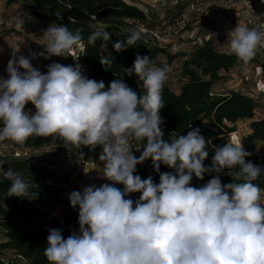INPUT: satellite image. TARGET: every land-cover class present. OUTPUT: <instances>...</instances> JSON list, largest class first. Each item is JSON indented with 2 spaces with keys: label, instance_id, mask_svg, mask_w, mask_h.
<instances>
[{
  "label": "clouds",
  "instance_id": "obj_1",
  "mask_svg": "<svg viewBox=\"0 0 264 264\" xmlns=\"http://www.w3.org/2000/svg\"><path fill=\"white\" fill-rule=\"evenodd\" d=\"M22 25L19 18L17 26ZM81 33L51 24L41 37L44 52L30 58L66 57L83 39ZM142 35L143 29H132L126 43L113 47L123 51ZM109 39L107 30L95 28L88 44L95 47L99 40L104 47ZM228 41L237 61L247 64L264 47V32L238 24ZM30 58L13 53L8 78L0 77V142L52 137L77 148L102 146V176L111 182L70 193L79 231L65 239L62 229L48 230L44 255L49 264H264V196L254 183L264 169L246 162L251 153L235 140L216 147L211 166H205L208 141L199 128L163 139L159 113L168 65L156 66L148 55L137 54L125 72L142 82L144 92L138 93L123 79L106 89L103 81L87 78L79 63L54 62L42 74ZM112 62L100 58L102 65ZM28 103L34 114L25 110ZM132 141L143 143L139 157ZM149 158L159 183L135 174ZM161 164L173 171L161 173ZM3 165L0 161V176L11 181L8 196L35 198L23 174ZM225 169L232 178L228 184L219 178ZM206 173L217 175L203 186L192 185L193 177L203 180ZM132 193L139 198H126Z\"/></svg>",
  "mask_w": 264,
  "mask_h": 264
},
{
  "label": "trees",
  "instance_id": "obj_2",
  "mask_svg": "<svg viewBox=\"0 0 264 264\" xmlns=\"http://www.w3.org/2000/svg\"><path fill=\"white\" fill-rule=\"evenodd\" d=\"M17 2L33 4L45 11V15L53 16L57 25L67 26L70 31L75 32L78 28L82 29L81 41L86 44L84 56L80 62L81 67L85 65L90 77L97 82L103 81L105 88L116 79L123 81L134 91L143 93L142 82L133 73L127 75L125 70L132 68L136 55H148L153 64L161 65L156 62L158 55L166 54L164 49L148 48L141 41L125 50L117 52L112 49L110 53H103V48L108 44L105 42L102 47L101 41L96 42V46L88 44V36L95 28L90 20L91 16L105 25L103 27L116 35V42L126 43L127 35L113 25L120 17H140L146 19L145 13L138 7L128 4L125 0H6L8 5ZM101 57L112 58V64L102 65ZM174 59L170 56V61ZM251 62V61H250ZM249 63V62H248ZM75 65L76 63H71ZM244 65L238 62L234 54L218 53L215 48L207 43L195 49L183 64V75L189 78V82L182 86L181 92L176 94L168 85L163 88V100L165 106L160 110L163 118L165 132L163 139L167 141L170 134L186 135L193 128H199L200 133L208 141V158L204 161L205 166H211L215 148L221 147L222 136L236 131V122L239 120L253 119L255 115L256 102L253 98L242 95L232 94L231 96H210V91L217 81L222 79L219 76L221 70H228ZM34 114L35 108L30 111ZM208 121L210 128L203 129L202 125ZM231 124L232 126H229ZM252 132L242 138L244 150L251 153L245 157L246 162L264 169V144L257 149V144L264 142V120L252 121L250 124ZM30 147H50L73 148L72 144H65L63 139L52 137H31L26 142L20 143ZM4 162V169H13L23 174L24 180L30 185L29 193L35 192V198L8 196V189L11 181L0 177V229L6 233L7 240L0 243V252H12L21 259L23 264H49L44 255V248L47 247L48 230L52 228L62 229V235L66 239L72 230L79 231L78 212L61 211L56 214L55 220L50 222L47 227H40L34 230H24L17 218L34 219L45 217L42 209L32 210L30 201L32 199H42L48 207L54 208L59 199L48 190L46 180L48 176L41 171V162L37 161H11ZM173 169L161 164L160 172H171ZM227 169L219 174L222 184L232 182V178L227 175ZM142 179L151 176L155 183H159V173L154 168L151 159L149 162L136 166V173ZM216 173H206L201 182L203 185L208 182ZM264 190V176L254 181ZM0 264H16L12 260L5 261L0 256Z\"/></svg>",
  "mask_w": 264,
  "mask_h": 264
},
{
  "label": "built area",
  "instance_id": "obj_3",
  "mask_svg": "<svg viewBox=\"0 0 264 264\" xmlns=\"http://www.w3.org/2000/svg\"><path fill=\"white\" fill-rule=\"evenodd\" d=\"M29 5L28 8L22 9L17 16L25 18L30 15L34 17L45 15L43 9L33 4ZM49 15L50 14H47L46 16ZM50 16L54 20L53 16ZM207 17H211L214 23L219 25L220 30L212 31L206 35H200V33H198L200 29L198 26H200ZM15 21V18L6 19L0 15V44L2 43V34L14 28ZM86 22H91L94 26L99 28L105 27L95 16H91L90 20ZM238 24L264 32V0H191L181 9L175 18L160 26H152L146 19L140 17H120L116 23H113L119 31L127 35H131L132 29H143L142 39L139 41L148 48L160 50L167 49L168 46L170 47L172 45V48L182 49L187 44L191 46L193 50L182 51L183 54L181 55V63L178 69H173L172 64L169 62L156 65L163 66L166 64L170 67L171 71L168 73L166 85L170 84L177 70V72L181 74V86L189 82V78L183 75V64L188 59L189 55L195 49L210 43L214 37H223L225 40H228L229 32L234 30ZM44 50L42 52H44ZM85 50L86 44L84 41H81L68 53L67 57L69 61L71 63L80 62L84 56ZM6 53L8 55H13V53H15V55L21 56L26 54V49L20 43L15 42L7 48ZM40 58L42 62L46 63L47 68L54 62L65 65L57 56H52L50 59H46L44 56H40ZM32 65L34 68L38 69L35 64L32 63ZM241 69H244V71L239 75L238 73ZM20 71H23V69H20ZM46 72L47 69L41 73L46 74ZM82 72L85 73L87 78L92 79L85 72L84 67L82 68ZM219 76L222 78L229 77L231 79L232 85L229 88L230 91L221 94L211 90L210 96L226 97L232 94H242L253 98V95L249 94L250 91L248 90L250 84L254 86L253 88L257 92L264 94V47L257 50V54L251 62L236 68H230L228 70L223 69L219 72ZM0 77L7 79V71H1ZM161 127L165 132L164 126ZM131 143L133 154L139 157L143 151V143H137L136 141H132ZM102 152L103 148L99 145L94 148L81 145L76 149L58 148L56 146L38 148L23 146L11 140L0 142V160L37 161L43 157H52L54 162L58 165L59 173L49 176L46 180V186L59 200L63 193L67 194V192L74 188L80 180L103 169L104 161L100 159ZM149 159L145 160L141 165L148 163ZM196 180L197 179L193 177L191 182L193 186H195ZM108 182L111 183L110 181ZM115 186L123 189L122 184H116ZM139 195V193H132L126 198L136 200L139 198ZM55 216L56 212L52 209L46 216L47 222H51L55 219Z\"/></svg>",
  "mask_w": 264,
  "mask_h": 264
},
{
  "label": "rangeland",
  "instance_id": "obj_4",
  "mask_svg": "<svg viewBox=\"0 0 264 264\" xmlns=\"http://www.w3.org/2000/svg\"><path fill=\"white\" fill-rule=\"evenodd\" d=\"M6 0H0V6H3V2L5 3ZM128 4L138 7L140 10H142L145 13V17L147 22L151 24L152 26H160L164 24L165 22L175 18L178 13L181 11V9L191 0H125ZM7 9L13 10L12 18H15V22L17 24L18 19L20 18L23 21L22 27H16L15 34H20L23 36L16 37L17 42L22 44L27 52L28 58H30V53H41L44 50V46L41 44L43 41L41 40V37L43 36L44 31L51 25L56 24L52 17L49 16H41L40 22L35 21L34 16H28L25 18H22L21 16H17L18 13L25 8H28L30 5L25 4L24 2H17L12 5H8L5 3L4 5ZM17 16V17H16ZM200 28L198 30V33L200 35H206L211 33L212 31H219L220 27L214 21L211 17H207L205 21L198 26ZM116 42V35L111 32L110 33V40L108 44L103 48V53L107 54L114 49L113 45ZM210 44L215 48V50L218 53L222 54H232L230 51V44L228 40H225L223 37H214L212 41H210ZM168 46L167 49H164L166 51V54H160L158 55L156 62L159 64H164L169 62L172 64L173 69H178L179 64L181 63V55L183 54L182 51H191L193 50L191 46H188V44L183 47L182 49L172 48ZM6 53V52H5ZM6 55H8L6 53ZM10 56V55H8ZM13 56V55H11ZM170 56H173L174 59L170 61ZM60 60L64 62L65 65H72L69 61V58L63 57V56H57ZM31 59V58H30ZM31 62L35 64L39 71L44 72L47 69V65L45 62L41 61V58L39 55H37V58L31 59ZM75 66V65H73ZM84 67L85 72L90 76L87 68L85 65H82V68ZM2 70H0L1 72ZM242 71L244 69H241L239 71V75H241ZM44 74V73H43ZM85 75V73L83 72ZM181 74L175 71V74L173 75V78L168 85L170 89L177 94V92H180L179 88L182 89L181 86ZM232 85L231 79L229 77H223L219 81L215 83L212 90L221 94L228 93L230 91V86ZM250 84L248 86V90L250 91L249 94L253 95V99L256 102V108H255V115L253 119H245V120H239L235 124L236 131L227 133L222 136V144L224 145L226 142L235 140L242 143V138L252 132L250 128V124L252 121H259L264 120V94H260L257 92ZM34 109V106L31 103H28L26 105V111H31ZM229 126H232L229 124ZM203 129H209L210 125L208 121H205L202 125ZM264 144V142H260L257 144V149ZM222 145V146H223ZM41 162L40 168L41 171L44 172L48 177L53 176L56 173H59V168L56 162L52 159V157H43L39 160ZM1 177V176H0ZM104 183H109L106 179L102 176V171L99 170L93 174H91L87 178H83L78 182V184L72 188L67 194L63 193L61 195V199L59 200V203L54 207L50 208L48 205L42 200V199H32L30 201V208L32 210H40L42 209L45 215L47 216L49 214V211L54 209L56 214H59L61 211H75L78 212V209H73L70 205L69 201V195L72 191H79L85 186H89L92 184H95L96 186H100ZM196 187L203 186V183L201 180H196ZM262 191V196L263 195ZM41 217L39 219H24V218H17V222L21 225V227L24 230H34L40 227H47L50 222H47V218ZM53 219L52 221H54ZM51 221V222H52ZM7 240L6 233L0 229V243ZM0 256L5 261L12 260L16 264H23L21 259H18L14 253L12 252H0Z\"/></svg>",
  "mask_w": 264,
  "mask_h": 264
},
{
  "label": "crops",
  "instance_id": "obj_5",
  "mask_svg": "<svg viewBox=\"0 0 264 264\" xmlns=\"http://www.w3.org/2000/svg\"><path fill=\"white\" fill-rule=\"evenodd\" d=\"M5 3H6V1H5ZM5 3L3 2V6H0V15L3 18L11 19L13 10H11V7H10V9H7L4 6ZM34 19H36L35 21L40 22L41 16H35ZM16 27H18V26H17V24L15 22L14 28H12L11 30L6 31V32H4L2 34V43L0 44V70H2V71H7L8 62L13 57L11 55L10 56L6 55L5 52H6L7 48L9 46H11L13 43L17 42L16 40H17L18 37L23 36V35H20V34H15V32L17 31ZM16 56L18 57V55H16ZM23 56L28 58L27 52ZM179 90L181 92L180 88H179ZM180 92H177V94H179ZM262 191H264V190H262Z\"/></svg>",
  "mask_w": 264,
  "mask_h": 264
}]
</instances>
